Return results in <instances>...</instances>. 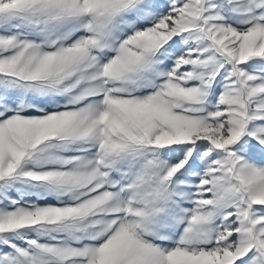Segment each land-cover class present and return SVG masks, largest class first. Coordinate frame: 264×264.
<instances>
[{
	"label": "snow or ice",
	"instance_id": "snow-or-ice-1",
	"mask_svg": "<svg viewBox=\"0 0 264 264\" xmlns=\"http://www.w3.org/2000/svg\"><path fill=\"white\" fill-rule=\"evenodd\" d=\"M0 264H264V0H0Z\"/></svg>",
	"mask_w": 264,
	"mask_h": 264
}]
</instances>
